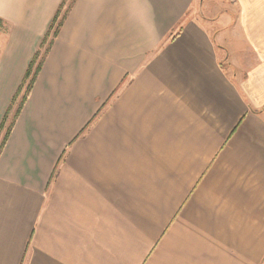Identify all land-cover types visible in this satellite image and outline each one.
Masks as SVG:
<instances>
[{
    "label": "crops",
    "instance_id": "0c3cea01",
    "mask_svg": "<svg viewBox=\"0 0 264 264\" xmlns=\"http://www.w3.org/2000/svg\"><path fill=\"white\" fill-rule=\"evenodd\" d=\"M71 1L0 150V264H264V0ZM61 2L0 0V122Z\"/></svg>",
    "mask_w": 264,
    "mask_h": 264
},
{
    "label": "trees",
    "instance_id": "16d2710c",
    "mask_svg": "<svg viewBox=\"0 0 264 264\" xmlns=\"http://www.w3.org/2000/svg\"><path fill=\"white\" fill-rule=\"evenodd\" d=\"M65 1L66 0H62L57 11L55 12V14L51 20V23L49 25V28H48L47 32L45 33V35H44V37L40 43L39 49L34 53L31 61L28 64V67L25 71L22 82L19 85V87L17 88V90H16V92L12 98L11 105L8 107L7 111L3 115V118L0 122V133L3 130H4V133H3V136H2V139L0 142V150L6 141V138H7L8 134L12 128V125L14 123L16 116L20 112V109H21L25 99L27 98V96L31 90L32 84H33V82H34V80H35V78H36V76H37V74L41 68L44 57H45L46 53L48 52V50L52 44L53 39L58 34L59 28H60V26H61V24H62V22L66 16L67 12H68V9L70 8V4L72 1L69 2L68 6L63 10V7L65 5ZM42 49H44V50H43V53L41 55ZM21 92H23V93H22L21 99H20V101H19V103H18V105H17V107L13 113L12 119L8 123V125L5 126L7 117H8V115L12 109V105L15 102L16 98L20 95Z\"/></svg>",
    "mask_w": 264,
    "mask_h": 264
},
{
    "label": "rangeland",
    "instance_id": "374dc122",
    "mask_svg": "<svg viewBox=\"0 0 264 264\" xmlns=\"http://www.w3.org/2000/svg\"><path fill=\"white\" fill-rule=\"evenodd\" d=\"M70 1L71 0L66 1V4H65L63 10L67 7V5L69 4ZM9 29H10L9 21L0 18V51H1V49H2V47L4 45V43H5V38H6L7 34H8V32H9ZM43 50L44 49L41 50V55L43 53ZM22 93L23 92L20 93V95L16 98L15 102L13 103L12 109H11V111H10L8 117H7L5 126H7L8 123L11 121L13 113H14V111H15V109H16V107H17V105H18V103H19V101L21 99ZM3 133H4V130L0 133V142H1V139H2V136H3Z\"/></svg>",
    "mask_w": 264,
    "mask_h": 264
}]
</instances>
